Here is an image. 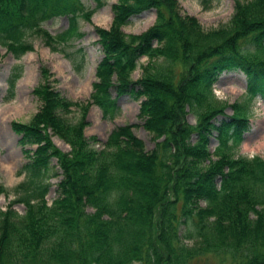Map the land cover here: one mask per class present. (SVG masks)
Listing matches in <instances>:
<instances>
[{
	"label": "trees",
	"instance_id": "16d2710c",
	"mask_svg": "<svg viewBox=\"0 0 264 264\" xmlns=\"http://www.w3.org/2000/svg\"><path fill=\"white\" fill-rule=\"evenodd\" d=\"M90 1L92 10L80 0H0V46L15 59L31 50L33 38L55 50L80 37L77 19L88 22L104 5ZM148 10L154 11L149 28L122 32L129 18ZM110 12L108 28H94L101 58L86 107L112 120L118 98L139 101L137 118L153 149L144 150L133 125L116 127L99 149L90 147L86 111L69 122L65 116L76 104L35 88L36 113L10 125L27 161L23 181L11 191L24 213L0 211V264H209L206 258L264 264V158L232 155L248 129L250 103L264 98V0H233L228 23L208 31L181 15L176 0H116ZM61 16L67 27L58 35L41 28ZM137 67L141 74L132 81ZM233 71L244 76L245 100L227 107L213 97L212 85ZM51 160L60 180L47 204ZM180 227L191 246L182 243Z\"/></svg>",
	"mask_w": 264,
	"mask_h": 264
},
{
	"label": "rangeland",
	"instance_id": "374dc122",
	"mask_svg": "<svg viewBox=\"0 0 264 264\" xmlns=\"http://www.w3.org/2000/svg\"><path fill=\"white\" fill-rule=\"evenodd\" d=\"M244 1V0H236ZM85 9H94L90 0H80ZM104 5L97 9L89 21L77 19V31L80 37H74L65 44L55 46V50L48 48L41 38H33L31 50L19 58H13L7 50L0 46V211L12 209L18 215L24 213L23 205L12 203L15 195L11 192L23 181L22 169L27 163L18 145V137L11 132L10 125L13 122L26 124L30 117L36 113L40 103L33 95L37 87L45 86L59 94L63 99L75 103L69 108L66 119L76 122L85 110L83 135L90 147L99 149L106 136L116 127L133 125V135L141 140L146 152L153 149L154 142L151 135L141 127V120L137 118L139 101L122 96L117 99L118 115L112 120H103L99 110L95 106L86 107L91 84L94 81V69L101 58L100 49L96 44L97 37L94 28L107 29L111 20L110 7L116 0H103ZM179 13L194 17L202 30L216 29L228 23L232 11L233 0H176ZM154 21V11L148 10L128 19L122 32L126 35H137L149 28ZM67 27L66 17H56L42 23L41 28L50 36H55ZM31 59L27 62L26 58ZM146 60L140 58L138 64H145ZM28 72V74H27ZM16 77L13 78V75ZM141 70L137 67L130 75L135 81L139 78ZM12 79V84L10 80ZM245 91L244 76L238 72L222 73L212 85V94L217 101H222L228 106L234 103H242ZM110 95L114 98V92ZM230 109L226 108L224 114L230 115ZM223 118L218 116L213 120L215 126ZM185 121L193 125L195 119L187 112ZM50 136V134H49ZM208 143L209 152L212 153L216 143L215 134L212 133ZM96 139V143H90L89 138ZM52 144L61 152H68V147L57 137L50 136ZM194 138H191V142ZM26 149H34L33 146ZM236 157L250 158L258 156L264 158V98H256L250 103L248 129L242 135L241 143L233 150ZM49 188L44 200L49 204L56 197V184L60 180V171L53 160L49 163L47 174ZM202 206V204H200ZM183 227H180L182 243L189 247L191 240L182 238ZM209 264H215L216 260L206 258ZM200 263V262H198Z\"/></svg>",
	"mask_w": 264,
	"mask_h": 264
},
{
	"label": "bare ground",
	"instance_id": "6f19581e",
	"mask_svg": "<svg viewBox=\"0 0 264 264\" xmlns=\"http://www.w3.org/2000/svg\"><path fill=\"white\" fill-rule=\"evenodd\" d=\"M30 59H31V58L28 56V57L26 58V61L28 62ZM27 74H28V72H27Z\"/></svg>",
	"mask_w": 264,
	"mask_h": 264
}]
</instances>
